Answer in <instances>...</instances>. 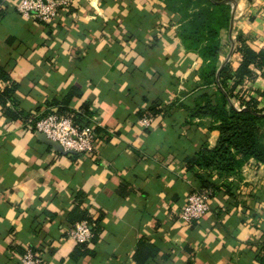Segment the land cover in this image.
Returning a JSON list of instances; mask_svg holds the SVG:
<instances>
[{"label":"crops","instance_id":"1","mask_svg":"<svg viewBox=\"0 0 264 264\" xmlns=\"http://www.w3.org/2000/svg\"><path fill=\"white\" fill-rule=\"evenodd\" d=\"M19 2H0V66L20 84L15 107L30 117L11 120L0 105V264H18L29 248L45 264H264L263 162L213 175L211 210L190 225L179 220L200 188L186 158L214 148L220 131L192 116L202 59L185 48L165 4L71 0L45 23L24 17ZM230 3L220 62L235 70L238 36L264 49V0ZM251 68L244 88L264 107V66ZM155 101L161 112L152 115ZM53 111L82 115L96 150L64 154L40 140L32 120ZM145 115L151 127L140 124ZM74 210L96 223L86 248L67 236Z\"/></svg>","mask_w":264,"mask_h":264},{"label":"trees","instance_id":"2","mask_svg":"<svg viewBox=\"0 0 264 264\" xmlns=\"http://www.w3.org/2000/svg\"><path fill=\"white\" fill-rule=\"evenodd\" d=\"M160 1L179 23L178 35L185 48L198 53L202 59L198 71L200 81L193 90L195 106L192 116L210 117L213 120L211 128L219 130L220 136L214 148L204 146L192 157H187L186 166L200 187H212L216 192L219 185L211 181L213 175L219 178L239 175L250 159L264 163V107L260 106L261 100L244 88L245 80L253 79L256 75L251 65L264 66V49L256 51L250 45H245L246 40L238 36L237 41L244 44L237 46L240 47L242 61L234 70L230 62H220V33L231 24V0ZM3 14L4 11L0 9V17ZM19 87L20 84L12 79L7 67L0 66L2 112L11 120L24 118L27 121L30 115L24 116L23 112L15 107V94ZM234 98H239L240 107L232 102ZM147 110L152 115L161 112L156 101ZM70 116L78 122L82 115ZM38 119L36 118L34 123L32 120L33 130ZM85 123L83 125H88V122ZM202 171H207L209 177H204ZM84 218L93 221L87 212L73 211L74 224ZM96 238L97 235L90 242L77 243V246L86 248L95 243ZM148 250V254H153L151 249ZM74 253L83 254L77 248Z\"/></svg>","mask_w":264,"mask_h":264},{"label":"built area","instance_id":"3","mask_svg":"<svg viewBox=\"0 0 264 264\" xmlns=\"http://www.w3.org/2000/svg\"><path fill=\"white\" fill-rule=\"evenodd\" d=\"M71 0H20L18 11L26 18L49 23L68 11ZM154 118L145 115L140 124L146 128L153 125ZM36 132L59 142L64 149L80 154H90L96 150V129L93 125H80L73 116L63 115L57 111L50 112L39 118L35 124ZM215 191L212 187L195 188L189 192L187 201L179 213V220L184 225H190L205 216L212 208ZM94 221L82 220L73 224L66 232L69 239L76 243L90 242L94 236ZM42 254L33 249H27L18 264H45Z\"/></svg>","mask_w":264,"mask_h":264},{"label":"water","instance_id":"4","mask_svg":"<svg viewBox=\"0 0 264 264\" xmlns=\"http://www.w3.org/2000/svg\"><path fill=\"white\" fill-rule=\"evenodd\" d=\"M232 22H233V20H232ZM37 135H38V138H39L40 140H42V141L45 142L46 144L52 146V148H53L55 151H58V152H61V153H64V154L76 153V152L73 151V150H66V149H64L63 146H62L59 142H57V141H55V140H51V139H49V138L46 136V134L43 133V132H37Z\"/></svg>","mask_w":264,"mask_h":264}]
</instances>
